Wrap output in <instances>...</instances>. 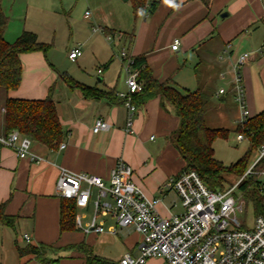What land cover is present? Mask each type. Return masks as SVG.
Instances as JSON below:
<instances>
[{"label": "crops", "instance_id": "0c3cea01", "mask_svg": "<svg viewBox=\"0 0 264 264\" xmlns=\"http://www.w3.org/2000/svg\"><path fill=\"white\" fill-rule=\"evenodd\" d=\"M148 1L156 3L154 12L147 10L137 22L125 18V25L112 14L89 20L84 17L91 30L80 40L82 43L69 49L68 55L77 48L82 51V56L75 62L67 59L77 66L73 71L61 73L42 51L23 54L20 88L10 92L0 88V136L6 135L7 99L44 100L49 95L56 104L65 133L64 149H61L62 144L50 150L32 143L31 152L38 161L19 159L12 149L0 147V206L5 204L4 214L15 218L10 224L0 222V264H114L127 254L138 255L141 235L134 226L118 228L116 234L112 233L115 221L109 217L98 218L106 230L101 235L86 233L83 230L86 226L81 229L77 223L75 231L61 232L62 199L57 194V183L63 169L97 177L109 185L111 171L122 159L133 168L135 185L147 197L161 199L160 214L164 217L176 215L173 209L178 204V195L170 190L161 193V189L186 166L170 140L180 128L181 118L172 104L157 96L137 104L134 133L125 132L128 110L118 95L127 92L126 79L117 58L119 51L112 50V59H107L111 42L106 41V34L124 32L126 37L122 45L134 59L145 57L146 65L159 83L170 82L189 92L207 89L210 100L226 103L218 108H227L228 104L235 107L236 124L239 110L233 98L231 70L238 57L248 53L250 60L241 69L246 102L252 117L264 111H256V107L261 106L257 102L258 89L264 91L263 0ZM39 2L37 0L38 5ZM8 5L5 0H0V9L4 13ZM127 10L126 7L118 8V13L121 16L125 12L126 15ZM55 18L27 17L23 31L35 33L43 44L50 40L42 35L51 34L54 44L56 28L60 24L54 21ZM95 26L101 27L103 32H94ZM7 31L8 28L5 39ZM176 39L180 41L179 50L172 51ZM86 53L94 55L97 63L102 64L97 77L86 73ZM62 74L95 89L98 94L86 96L80 88H71L61 78ZM209 87H213L212 92H208ZM220 89H225L226 93L219 96ZM98 120L106 122L109 129L94 133ZM91 207L90 204L87 209L77 211ZM25 235L29 236V243L24 241ZM120 243L127 250L118 259L111 258L110 249ZM79 245L82 248H76ZM28 246L44 247V255L41 258L32 254L20 255L19 249ZM154 259L146 264L165 261Z\"/></svg>", "mask_w": 264, "mask_h": 264}, {"label": "built area", "instance_id": "2783aa9c", "mask_svg": "<svg viewBox=\"0 0 264 264\" xmlns=\"http://www.w3.org/2000/svg\"><path fill=\"white\" fill-rule=\"evenodd\" d=\"M84 17L91 19V12L86 11ZM93 31L102 33L103 29L95 26ZM125 37L123 33L105 35L108 42L118 40L124 43ZM179 44L178 39L174 40L171 50L178 51ZM81 56L82 51L77 48L70 51L68 58L75 62ZM117 58L122 64L127 85V92L118 95L128 110L125 132L133 134V118L138 108L132 99L143 91V83L140 71L133 65L134 58L125 45L121 44ZM249 60L250 54L240 55L231 70L233 98L239 110L237 126L242 127L252 118L241 77V69ZM225 93V89H220L217 94ZM108 129L106 122L98 120L93 132L97 134ZM237 139L242 142L246 138L239 134ZM32 143L30 138L18 132L0 136V147L12 149L19 159L38 161L39 158L31 152ZM64 148L62 144L61 149ZM263 157L264 148L260 159L239 178L237 184L226 186L224 190L210 189L195 171H182L170 179L161 193L170 190L178 195L184 209L180 215L162 216L158 211L161 199L147 197L135 185L133 168L122 159L112 169L109 185L97 177L63 169L57 183V194L61 199L73 201L77 209H87L92 205L93 216L90 219L86 215L76 217L77 226L82 229L85 225L83 230L86 233L101 235L106 232L104 223L98 222L99 217L115 221L111 229L114 234L118 228L134 226L142 237L137 245L138 255L127 254L114 264H146L154 258L164 259L167 264H264V213L255 214L251 228L246 226L245 220L238 218L239 214L247 216L249 205L242 192L238 195L239 186L255 175L254 181L263 196L264 207V170H254ZM94 188L97 189L96 195ZM86 219L89 220L83 223ZM23 239L30 242L27 235Z\"/></svg>", "mask_w": 264, "mask_h": 264}, {"label": "trees", "instance_id": "16d2710c", "mask_svg": "<svg viewBox=\"0 0 264 264\" xmlns=\"http://www.w3.org/2000/svg\"><path fill=\"white\" fill-rule=\"evenodd\" d=\"M131 3L134 21L143 17L147 10L154 12L156 3L148 0H128ZM9 18L0 9V88L10 92L20 88L23 77L21 56L37 51L45 52L47 45L39 42L35 33L23 31L14 42L5 39ZM134 67L140 71L143 91L133 96L137 104L149 98L160 96L172 104L181 118L180 128L170 140L179 151L186 166L184 171H195L202 181L212 190H224L228 176L242 177L249 169L248 161L252 150L264 147V111L248 120L242 135L250 142L249 152L231 166H224L215 159L214 144L218 139H227L229 131L224 128H210L206 123L207 113L211 110V100L202 88L189 92L178 88L170 82L159 83L153 78L146 65L145 57L134 59ZM61 78L71 88H80L86 96L96 95L95 89L75 82L66 74ZM124 104L123 99H119ZM5 133L18 132L47 149L55 150L63 142L65 133L62 130L52 95L44 100L7 99L5 103ZM262 159L258 164H261ZM258 164L256 166H258ZM248 204H252L256 215L264 213L263 196L253 178L244 180L240 186ZM5 204L0 206V222L10 224L15 218L4 214ZM77 207L73 201L62 199L60 212L61 232L76 230ZM76 248H82L80 245ZM20 255L32 254L41 258L44 247L28 246L19 249ZM106 264V263H104Z\"/></svg>", "mask_w": 264, "mask_h": 264}, {"label": "rangeland", "instance_id": "374dc122", "mask_svg": "<svg viewBox=\"0 0 264 264\" xmlns=\"http://www.w3.org/2000/svg\"><path fill=\"white\" fill-rule=\"evenodd\" d=\"M40 5L37 4V0H5L6 4H9L5 11V15L9 18L8 33L6 35V40L9 42H14L21 35L25 23V18H38V17H56L55 22L60 23L56 28L57 39L56 43H52L51 34L45 33L42 36L46 40H50L47 45L45 52L43 54L47 55L50 62L56 65L57 68L63 72L73 71L76 65L70 63L68 59L69 49L77 43H82L80 40L85 39L88 36V32L91 30L88 23L84 19L86 11H90L94 19L96 17H108L112 14L116 20H118L122 25H125V18L128 20L131 18L134 22V16L132 11V6L129 1L125 0H39ZM39 2V3H40ZM126 7L127 12L122 13L120 16L118 13V8ZM128 16V17H127ZM58 17V18H57ZM130 17V18H129ZM50 21L48 18H46ZM130 19V20H131ZM53 22V21H50ZM98 23V21H96ZM116 33H124L121 31H116ZM125 34V33H124ZM127 35V34H126ZM108 50L107 59H112V50L120 51L121 44L118 40H114L110 43ZM85 51V47H83ZM110 55V56H109ZM113 59L117 61L115 55ZM98 62H102L101 60ZM101 63H97L95 56L88 55L84 56V66L87 74L95 75L97 77V71ZM102 65V64H101ZM216 84V83H215ZM215 88V86H214ZM213 87L208 88V92H212ZM258 99L257 102L261 106L256 107L257 113L264 110V91L258 89ZM54 92V88L52 89ZM207 94V89L204 91ZM210 94V93H209ZM211 110L207 113L206 123L210 128H224L229 131L227 139H218L214 144L215 159L221 162L224 166H231L245 156L250 150V142L245 139L240 142L237 139L239 134H242L240 130L244 127L237 126L235 123V117L237 115V109L235 107L226 106L227 108H218L219 105L225 106L226 103L220 102L217 99H211ZM261 149H255L251 151L250 158L248 161V168H250L258 159L261 157ZM259 163V162H258ZM255 171L264 170V157L262 158L261 164L255 166ZM257 175L253 176L255 180ZM239 176H228L226 186L231 187L237 184ZM94 195L97 194V189L94 188ZM241 191H238V195ZM177 206L173 209V213L180 215L184 212L180 201L178 200ZM78 216L86 215V218H91L93 216V208L88 210H78ZM255 212L253 205L250 203L247 208V216L244 214H239L238 218L241 221L245 220L246 226L251 228L255 219ZM100 218V217H99ZM86 219L83 223H86ZM127 249L120 243L117 247L111 248L109 253L111 258L118 259L121 254L125 253ZM47 259L44 261L46 262ZM155 260V259H153ZM157 260V259H156ZM151 260H148V262ZM152 264H166L162 260L155 261Z\"/></svg>", "mask_w": 264, "mask_h": 264}]
</instances>
